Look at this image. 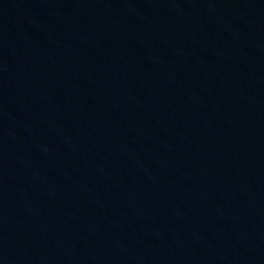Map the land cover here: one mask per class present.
I'll return each instance as SVG.
<instances>
[{
  "label": "water",
  "instance_id": "1",
  "mask_svg": "<svg viewBox=\"0 0 264 264\" xmlns=\"http://www.w3.org/2000/svg\"><path fill=\"white\" fill-rule=\"evenodd\" d=\"M0 264H264V0H0Z\"/></svg>",
  "mask_w": 264,
  "mask_h": 264
}]
</instances>
